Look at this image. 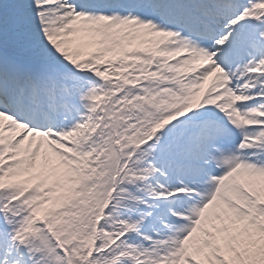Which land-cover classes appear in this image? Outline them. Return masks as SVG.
Wrapping results in <instances>:
<instances>
[{"label":"snow or ice","instance_id":"1","mask_svg":"<svg viewBox=\"0 0 264 264\" xmlns=\"http://www.w3.org/2000/svg\"><path fill=\"white\" fill-rule=\"evenodd\" d=\"M0 264H264V0H0Z\"/></svg>","mask_w":264,"mask_h":264}]
</instances>
